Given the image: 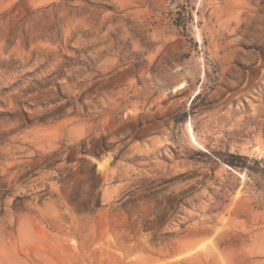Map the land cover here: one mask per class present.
Masks as SVG:
<instances>
[{"label":"rangeland","instance_id":"obj_1","mask_svg":"<svg viewBox=\"0 0 264 264\" xmlns=\"http://www.w3.org/2000/svg\"><path fill=\"white\" fill-rule=\"evenodd\" d=\"M0 264H264V0H0Z\"/></svg>","mask_w":264,"mask_h":264},{"label":"trees","instance_id":"obj_2","mask_svg":"<svg viewBox=\"0 0 264 264\" xmlns=\"http://www.w3.org/2000/svg\"><path fill=\"white\" fill-rule=\"evenodd\" d=\"M230 158H231L232 161H228V164L233 166L235 164L233 160H239L240 157L231 155Z\"/></svg>","mask_w":264,"mask_h":264},{"label":"bare ground","instance_id":"obj_3","mask_svg":"<svg viewBox=\"0 0 264 264\" xmlns=\"http://www.w3.org/2000/svg\"><path fill=\"white\" fill-rule=\"evenodd\" d=\"M182 88H184V84L180 85V87L177 88V90H180V89H182Z\"/></svg>","mask_w":264,"mask_h":264}]
</instances>
